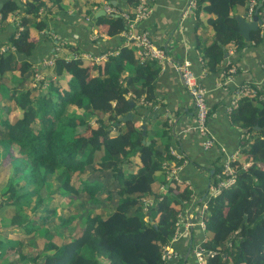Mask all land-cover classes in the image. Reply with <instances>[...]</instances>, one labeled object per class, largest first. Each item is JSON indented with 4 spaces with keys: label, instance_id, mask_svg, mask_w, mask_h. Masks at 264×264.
I'll list each match as a JSON object with an SVG mask.
<instances>
[{
    "label": "trees",
    "instance_id": "obj_1",
    "mask_svg": "<svg viewBox=\"0 0 264 264\" xmlns=\"http://www.w3.org/2000/svg\"><path fill=\"white\" fill-rule=\"evenodd\" d=\"M249 3L250 0H196L193 15L201 23L206 19L215 36L210 45L199 46L210 72L221 71L225 46L233 44L239 51L250 43L239 34L235 14L237 10L246 14ZM0 4V36L9 32L6 40L0 41V170L8 157L15 183L21 179L38 185L28 191L27 184L18 189L10 182L9 195L0 204V210L14 212L10 225L3 228L5 235L13 234L17 239L35 235L58 215L60 195L74 201L86 192L98 203L95 194L101 182L90 184V173L86 171L90 166L92 172L111 174L112 184L117 186L113 210L89 211L83 230L75 237L60 244L45 241L43 258L28 263L20 255L13 264H184L182 256H178L177 263L164 259L165 247L172 245L177 251L172 240L180 214L193 198L186 184L169 176L184 162L183 157L171 155L168 122L162 123L157 137L148 129L154 110L147 105L155 100L154 84L161 67L155 60L142 62L134 45L119 40L128 28L123 13L134 20L139 0H0ZM107 5L114 11H105ZM73 6L82 8V15H68L67 7ZM257 6L264 18V5ZM95 8L103 9L105 15L96 17ZM83 16L91 17L93 23L83 21ZM70 20L77 32L67 38L77 42L80 49L73 48L74 55H70L66 51L72 47L66 44L60 47L65 55L54 51L45 57V49L38 45L48 43L53 33L63 38L61 26ZM91 28L107 40L90 43L87 35L92 33ZM261 29L264 26L251 33V42L261 41ZM84 31L85 37L80 33ZM84 52L108 58L95 62L86 59ZM44 58L52 65L37 71L45 69L48 73L49 97L36 94L38 88L24 85L27 76L35 74L34 64ZM261 98L259 92L243 97L233 109V121L248 130L240 156L231 164L237 181L232 189L207 197L202 203L201 211L204 204L207 210L199 219L202 217L208 229L203 230L205 238L201 241L200 225L191 230L189 255L195 264L193 250L197 245L206 251V264H264ZM130 101L135 103L133 118L123 122L121 118L128 115ZM5 108L8 116L3 119ZM159 176L164 178L165 190L155 192ZM108 199L112 200V195ZM61 223L66 226L68 222L63 219Z\"/></svg>",
    "mask_w": 264,
    "mask_h": 264
},
{
    "label": "crops",
    "instance_id": "obj_2",
    "mask_svg": "<svg viewBox=\"0 0 264 264\" xmlns=\"http://www.w3.org/2000/svg\"><path fill=\"white\" fill-rule=\"evenodd\" d=\"M187 4L188 0H154L151 3L149 18L140 22L136 30L137 33L148 32L155 47L164 50L169 58L163 63L156 61L161 67V72L154 84L155 100L147 105L148 109L154 110L150 115L148 129L151 128L152 136L157 137L158 131L162 129V123L168 122L171 149L181 155L184 161L174 168L169 176L170 178L174 176L179 183H184L191 189L193 198L191 203H185L186 208L182 214L196 223L202 203L207 198L208 190L215 181L220 166L228 155L235 156V160L240 156L247 134V131L232 118L231 108L235 90L242 85H249L256 93H260L262 96L260 100L264 99V29H261V41L258 44L252 41L239 51L235 50L233 44L225 46L221 71L212 73L206 63L203 67L204 60L200 47L210 45L215 39L214 33L205 23L206 19L203 23L197 21L195 14L187 10ZM95 9L97 17L98 11L103 9ZM239 12L237 10L235 14L243 15ZM89 22L93 23L92 20ZM73 23L74 21L70 20L68 24L61 26L60 34L64 37L55 34L58 36L57 41L70 37L71 30L74 29ZM119 40L125 44L123 38L120 37ZM45 44L43 49H46ZM115 47L118 48L117 45ZM46 59L40 63L43 64V68L47 67L44 62ZM184 60L193 63V70L201 76V83L208 91L207 123L215 140V147L209 151L204 150L203 139L193 130L195 123L193 102L184 87L181 75L172 64ZM163 180V177H156L155 192L160 191L164 185ZM204 234L202 230L200 241ZM192 237L190 232L189 236L183 238L184 240L176 243L177 253L182 257L186 254L184 264H195L189 255ZM1 263L8 264V261L6 259Z\"/></svg>",
    "mask_w": 264,
    "mask_h": 264
},
{
    "label": "rangeland",
    "instance_id": "obj_3",
    "mask_svg": "<svg viewBox=\"0 0 264 264\" xmlns=\"http://www.w3.org/2000/svg\"><path fill=\"white\" fill-rule=\"evenodd\" d=\"M67 9H68L67 14H72V13L79 14L80 13L82 15L81 12H83L82 8L80 7L74 8L73 6V8L67 7ZM80 18L83 21H86V23L89 22V20H91V17L84 18L83 16ZM81 29L85 30V26H81ZM71 32H72L71 35H74L77 31L72 29ZM80 33H82L81 35H84V37L85 35H87L85 31L84 33L83 32H80ZM6 34H9V32L6 31L5 35ZM5 35L0 36V41L6 40ZM87 36L89 37L90 43L98 39L106 38L103 34L99 33L97 29L95 30L92 29V33H90ZM57 37L58 36L53 33V35L50 36V41L47 44L40 43L38 45V47H40L39 49H42L43 45L45 44V47H46L45 55H48V56L51 55V53H54V51L57 52V55L59 54L65 55L64 53L66 52H68V54L70 55H74V52L72 51L73 48L80 49L77 46V42H75L74 40H69L70 37L69 39L64 38L60 42L59 41L54 42L55 41L54 39H56ZM83 41H85V39H83ZM66 44L71 46L72 49L65 52L60 47H63ZM2 50H6V48H3ZM85 54L87 53L84 52V55ZM51 60H53V58H51ZM39 65H41L40 67H42L43 64H38V65L34 64L33 68L35 69V74L33 76L32 74H29L26 80L24 81V85L25 86L27 85L28 87L31 86V88H38L39 92L36 94H42L46 97H49L48 96L49 89L47 88L48 81H46V78L48 77V73L45 72L46 71L45 69L42 70L44 72L39 73L37 71L39 68ZM49 65L51 66L52 63L49 62ZM1 98H2V95L0 96V99ZM7 110L8 108L3 109V113H2L3 119H6L8 116L6 115ZM91 121L94 122L93 119H91ZM99 142L100 141H97V143ZM12 154L15 156H18L17 152H14ZM178 157L182 158L181 155L176 153V158ZM5 160L3 161L4 163L2 162L3 164L1 167V170L3 169L4 170L3 171L0 170V204H2L3 201H5L9 195L10 182H13L16 188L18 189L26 186L27 184L28 191H32L36 187H38L36 183H26V181L21 180V179L16 180V183H15L14 182L15 179L13 177V171H12V168L10 167L8 157ZM86 171L90 173L89 176L87 177L90 184L97 183V181L101 182V186L98 188L95 194L96 199L98 200V203L93 202V199L91 198V196L86 192H82L79 195V197L74 198V201H72V199L70 198H66L63 195L62 196L60 195V197L57 200L59 202V207L57 208L58 215L51 217L48 223L45 225V227H42L41 229L36 230V234L33 235L32 237H22V238L17 239V236L13 238L14 235L10 233H8V236L5 235V231L3 230V228L10 225L11 216L13 215L14 212H12V209L5 210V211L4 209L0 210V227H1L0 253H2L0 254L1 255L0 263L4 262L7 259L8 264H13L17 261L18 258H20V255L25 256L24 260H22L24 262L27 261L28 263H30V261L32 260L37 261L39 257L43 258L45 256L43 252L45 241L47 242L53 241L54 243L60 244L64 242L66 239L75 237L77 234H79L83 230L84 222L86 220L85 217L89 211L97 209V210L104 211L105 213L106 212L109 213L111 210H113L116 204L117 186L114 183L112 184L111 174L109 173L99 174V173L92 172V166L86 168ZM163 188L165 187L161 188L162 191H163ZM46 191H47V187L45 189H42V193H45ZM207 194H208L207 197H214L212 196V193L210 190H208ZM109 195H112V200L108 199ZM203 210L205 212L207 210V206L205 204L203 205ZM205 212H203V215L205 214ZM63 219L68 222L66 226H63L61 223ZM200 221L204 223V226H203L204 231L207 230L208 227L206 223L202 220V217L198 220V222ZM35 223H36V226H38V223L37 222ZM190 232L187 233V236H189L188 234H190ZM208 235L209 234H207L206 232V236ZM7 238L14 242H9ZM203 238H205V234ZM172 250L176 252V250L174 249ZM180 256L181 255L179 254V257ZM179 257L174 259L176 261L175 263L178 262ZM183 258H186V254L183 255ZM181 260H184V259H181Z\"/></svg>",
    "mask_w": 264,
    "mask_h": 264
},
{
    "label": "built area",
    "instance_id": "obj_4",
    "mask_svg": "<svg viewBox=\"0 0 264 264\" xmlns=\"http://www.w3.org/2000/svg\"><path fill=\"white\" fill-rule=\"evenodd\" d=\"M153 0H139V5L137 7V15L134 20H131L127 13H123V17L128 22V28L121 35V38L126 42L127 45H134L137 50V54L142 62L146 60H155L163 63L165 60H169L167 53L160 48L155 47L153 44L149 33L144 31L142 33H137V25L140 22L145 21L149 18L151 14V2ZM264 5V0H250L248 11L246 17L248 20H251L254 12L256 11L257 5ZM196 8V0H189L187 5V10L191 13ZM105 11L112 12L113 8L110 6L105 7ZM109 55H114V53H109ZM84 57L89 60H94L95 62H100L101 60H106L108 55H102L98 57H92L90 54H85ZM49 62H45V65L50 66ZM203 67L205 61L202 62ZM173 67L181 75L184 87L187 89L194 107L195 113V123L193 130L203 139V148L205 151H209L215 147V140L211 135L210 129L208 127V116H209V106L207 102L208 91L201 83V76L197 75L193 70V63L190 60H184L181 63L173 62ZM164 66V64H163ZM256 91L252 89L249 85H242L238 87L233 95L232 108L236 109L238 107L240 99L247 96L256 95ZM224 152V150H223ZM171 155L176 157V152L171 149ZM235 156L228 155L225 159L226 161L220 166L221 170L216 176L215 183L209 188L212 193V196H217V194L222 193L225 190L232 189L236 185L237 176L236 172L232 167V163L235 161ZM180 158V157H178ZM165 188H163V191ZM200 212V216L203 215ZM201 218V217H200ZM197 223V222H196ZM192 221L191 218H186L183 214H180V220L178 222V228L173 237L172 243H177L181 239L186 238L187 233L190 232L197 224L200 225L202 230H204V223L202 221L196 224ZM189 235V234H188ZM172 249L173 246H168L164 248V259L173 260L176 259L179 254L174 252ZM175 250V249H174ZM193 254L195 256V261L197 264H206V251L201 245H197Z\"/></svg>",
    "mask_w": 264,
    "mask_h": 264
},
{
    "label": "water",
    "instance_id": "obj_5",
    "mask_svg": "<svg viewBox=\"0 0 264 264\" xmlns=\"http://www.w3.org/2000/svg\"><path fill=\"white\" fill-rule=\"evenodd\" d=\"M116 4V2H114ZM2 5L0 4V8ZM100 15H105L104 10H100L97 13V17ZM236 19L239 24V34L243 36L246 42H251V33L258 31L262 26H264V18H261L259 15V8L254 12V15L251 20H248L246 15H237ZM135 103L130 101V110L128 115L121 118V121L125 122L133 118V109ZM258 128V127H257ZM248 131V130H246Z\"/></svg>",
    "mask_w": 264,
    "mask_h": 264
}]
</instances>
